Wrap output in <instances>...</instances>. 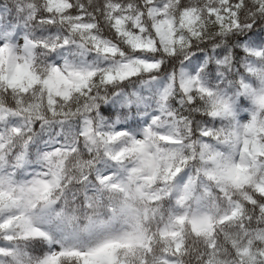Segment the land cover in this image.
<instances>
[{
    "label": "snow or ice",
    "instance_id": "obj_1",
    "mask_svg": "<svg viewBox=\"0 0 264 264\" xmlns=\"http://www.w3.org/2000/svg\"><path fill=\"white\" fill-rule=\"evenodd\" d=\"M0 264H264V0H0Z\"/></svg>",
    "mask_w": 264,
    "mask_h": 264
}]
</instances>
